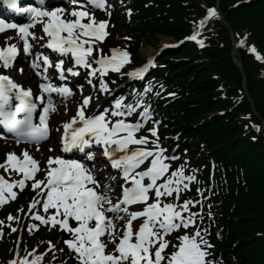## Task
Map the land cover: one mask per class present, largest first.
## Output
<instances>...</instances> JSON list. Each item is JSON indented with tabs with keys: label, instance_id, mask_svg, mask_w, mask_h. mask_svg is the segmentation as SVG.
<instances>
[{
	"label": "snow or ice",
	"instance_id": "6c2138e0",
	"mask_svg": "<svg viewBox=\"0 0 264 264\" xmlns=\"http://www.w3.org/2000/svg\"><path fill=\"white\" fill-rule=\"evenodd\" d=\"M71 2L79 6L71 9L45 6V0H38V6L19 7L18 0H4L10 8L27 13L30 22L0 19V33H5L0 41V129L11 133L16 144H34L36 151H40L41 142L50 138V118L58 111L53 94L66 98L72 93L66 83L56 85L53 76L67 80L69 76H79L83 70L89 85L96 88L98 84L100 91L108 92L105 79L108 72H120L131 63L132 54L126 47H110V54H105L102 47L110 35L107 30L110 20L98 19L95 10L106 11L111 17L108 0ZM126 12L130 17L132 9ZM218 15L215 7H209L204 17L193 22L194 31L185 39L205 47L202 32L206 22ZM37 26L39 34L34 30ZM7 30L15 32L9 35ZM238 45L246 46V36L239 38ZM247 51L264 60L255 45L247 46ZM21 52L31 57L28 66L39 78L36 92L14 79L11 73L17 67ZM152 66L155 60L148 58L128 75L143 77ZM49 69L54 71L50 74ZM17 71L24 74L23 67ZM92 103L91 94L83 95L74 114L62 121V128L57 129L62 135L56 141L61 154H56V147L50 144L43 167L28 148L19 154L6 151L5 159L0 161L3 169L0 204L15 199L16 189L23 190L30 181L34 195L25 214L36 222H29L25 227L28 231L42 225L58 229L62 243L77 264H218L210 258L213 245L208 239V227L202 226L205 223L203 193L196 190L200 200H181L182 192L189 190L195 175L186 174L184 164L174 167V162L181 157L168 155L162 146L159 121L148 129L149 135H138L152 114L143 97L128 104L123 98L115 99L113 106L99 110L91 107ZM137 109H142L139 118L129 120ZM67 111L65 107L64 112ZM2 130L0 137L4 136ZM92 146L100 149L107 167L104 164L97 167L99 161L94 151H88L84 159L65 155L74 149L84 152ZM14 174L18 178L10 179ZM117 188L119 193L114 197ZM197 205H200L199 212L193 211ZM38 208H42L43 214ZM207 217L209 222L213 219L210 210ZM19 219L11 214L7 217L9 221ZM2 224L4 221L0 220ZM9 228L17 231L11 224ZM47 243L49 249H55L51 240ZM43 255L33 249L23 257L17 254L8 264H40Z\"/></svg>",
	"mask_w": 264,
	"mask_h": 264
},
{
	"label": "trees",
	"instance_id": "16d2710c",
	"mask_svg": "<svg viewBox=\"0 0 264 264\" xmlns=\"http://www.w3.org/2000/svg\"><path fill=\"white\" fill-rule=\"evenodd\" d=\"M158 1L163 6L160 11L149 9L155 21L153 30L178 37L188 30L185 18L188 13L190 15L191 9L201 12V3L213 0ZM233 1L237 0H221L231 26H249L252 38L257 40L259 49L264 53V3L261 5L260 0H252L247 4L240 3L236 7L227 8ZM157 13L160 17L156 16ZM190 48L181 52L190 57L189 60H180L178 69L170 66L171 72L176 73L179 83L187 92L188 103L193 104L189 115L198 118L208 111L227 109L229 101L217 98L218 92L215 89L219 79L213 76L218 73L222 78L232 77L234 85H238L239 74L232 69L226 55L229 51L228 42L225 41L216 49H205L200 55L194 47ZM245 60L254 104L264 118V78L259 79L255 74L258 63ZM243 109H248L246 102L238 106V111ZM234 114V111L223 116L214 114L200 126L201 132L209 137L210 143L227 164L231 168L240 167L238 179L243 176L242 183L241 180L235 182L233 173H229L230 199L234 205L232 213L228 215L229 230L221 247L224 254L230 249L235 252L236 264H264V140L258 137L253 141L250 137H243L242 126L236 119L233 122Z\"/></svg>",
	"mask_w": 264,
	"mask_h": 264
},
{
	"label": "rangeland",
	"instance_id": "374dc122",
	"mask_svg": "<svg viewBox=\"0 0 264 264\" xmlns=\"http://www.w3.org/2000/svg\"><path fill=\"white\" fill-rule=\"evenodd\" d=\"M163 40H166L162 37H159L158 36V39L152 41L149 45H143V49L144 48H152V49H155L157 48V46L163 41ZM141 48V49H142ZM141 49H140V53H141ZM48 263V259L46 257H43L42 260L40 261V264H47Z\"/></svg>",
	"mask_w": 264,
	"mask_h": 264
},
{
	"label": "bare ground",
	"instance_id": "6f19581e",
	"mask_svg": "<svg viewBox=\"0 0 264 264\" xmlns=\"http://www.w3.org/2000/svg\"><path fill=\"white\" fill-rule=\"evenodd\" d=\"M151 50H149V49H146V50H143V53L145 54V56H148V55H150L151 54Z\"/></svg>",
	"mask_w": 264,
	"mask_h": 264
}]
</instances>
